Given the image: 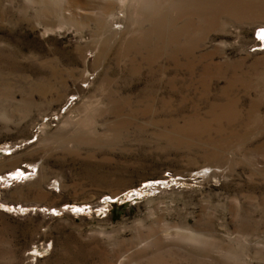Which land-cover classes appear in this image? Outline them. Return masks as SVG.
<instances>
[{"label": "rangeland", "instance_id": "rangeland-1", "mask_svg": "<svg viewBox=\"0 0 264 264\" xmlns=\"http://www.w3.org/2000/svg\"><path fill=\"white\" fill-rule=\"evenodd\" d=\"M261 28L264 0H0V264H264Z\"/></svg>", "mask_w": 264, "mask_h": 264}, {"label": "bare ground", "instance_id": "bare-ground-1", "mask_svg": "<svg viewBox=\"0 0 264 264\" xmlns=\"http://www.w3.org/2000/svg\"><path fill=\"white\" fill-rule=\"evenodd\" d=\"M238 2H239V1H238ZM262 29H264V28L259 29L260 31H259L258 34L261 36L262 39H264V34L261 33V30H262Z\"/></svg>", "mask_w": 264, "mask_h": 264}, {"label": "snow or ice", "instance_id": "snow-or-ice-1", "mask_svg": "<svg viewBox=\"0 0 264 264\" xmlns=\"http://www.w3.org/2000/svg\"><path fill=\"white\" fill-rule=\"evenodd\" d=\"M261 33L264 34V29L261 30Z\"/></svg>", "mask_w": 264, "mask_h": 264}]
</instances>
